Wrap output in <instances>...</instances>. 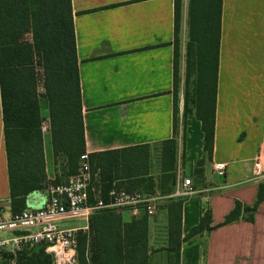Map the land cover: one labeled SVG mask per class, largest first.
<instances>
[{"label":"crops","instance_id":"crops-1","mask_svg":"<svg viewBox=\"0 0 264 264\" xmlns=\"http://www.w3.org/2000/svg\"><path fill=\"white\" fill-rule=\"evenodd\" d=\"M79 77L85 151L98 153L147 145L150 174L159 172L160 144L173 137L174 0H70ZM183 0L181 34L187 20ZM43 154L47 181L54 157L46 104H42ZM177 172L198 191L184 199L181 234L211 214L210 231L186 239L178 264H264V199L249 221L221 225L235 202L252 207L259 186L256 158L264 154V0H222L214 135L211 156L204 157L203 134L194 111L179 114ZM205 158V157H204ZM224 168L220 178L216 171ZM203 184V185H202ZM45 189L26 198L39 208ZM168 200L148 219L147 264H165ZM0 212L10 217L7 161L0 99ZM124 222L133 220L121 211ZM8 236L9 234H4Z\"/></svg>","mask_w":264,"mask_h":264},{"label":"trees","instance_id":"trees-1","mask_svg":"<svg viewBox=\"0 0 264 264\" xmlns=\"http://www.w3.org/2000/svg\"><path fill=\"white\" fill-rule=\"evenodd\" d=\"M222 0H188V48L186 68L195 67L196 97L193 111L203 134L204 157L197 162L200 173L211 156L217 86L218 53ZM182 0L173 5V137L160 144L158 186L150 174V149L147 145L89 153L93 171L106 176L101 196L114 186L126 191L170 195L176 184L179 121L176 111L178 41L181 32ZM29 37L28 39L25 37ZM194 53V54H192ZM0 99L3 137L7 161L10 217L26 208L28 195L48 184L43 154L42 104H46L53 157L62 155L67 174H76L79 158L86 153L81 118V102L75 35L70 0H0ZM183 102L181 118L186 114ZM182 125V122H180ZM93 170V171H92ZM74 173V174H73ZM171 180L168 188L164 187ZM57 183V182H56ZM264 199L259 186L252 207L235 202L221 225L253 213ZM183 200H169L167 209V253L178 264L181 244L203 231H210L211 214L202 211L197 226L186 238L181 234ZM78 264H147L148 217L124 222L121 210H106L89 218L88 233L78 235ZM28 251V250H27ZM30 254L17 252V263L51 264L44 249Z\"/></svg>","mask_w":264,"mask_h":264},{"label":"built area","instance_id":"built-area-1","mask_svg":"<svg viewBox=\"0 0 264 264\" xmlns=\"http://www.w3.org/2000/svg\"><path fill=\"white\" fill-rule=\"evenodd\" d=\"M258 178H264V154L256 158ZM218 177L225 176V169L216 171ZM88 154L79 158L76 174L60 183H48L46 199L39 208H25L7 219L0 212V250L11 253L34 248H43L50 256L51 264H75L78 235L88 233L89 218L106 210L129 211L135 218L151 217L163 200H184L198 193L191 178H176L173 192L168 196L126 191L112 187L106 201L101 191L93 187ZM81 220L83 224L67 223ZM9 234L5 236L4 234Z\"/></svg>","mask_w":264,"mask_h":264},{"label":"rangeland","instance_id":"rangeland-1","mask_svg":"<svg viewBox=\"0 0 264 264\" xmlns=\"http://www.w3.org/2000/svg\"><path fill=\"white\" fill-rule=\"evenodd\" d=\"M186 6L188 4V0H186ZM182 4H183V0H182ZM179 41H178V49H179V57H178V64H177V81H178V85H177V92H176V111H177V120L179 121V114L181 115L182 112V108H183V102L186 101V114L187 113H191L193 111V106H194V101H195V97H196V75H195V67L192 65L190 68L188 67V69L186 68V60H185V53L187 51L188 48V28H187V24H186V28H185V32L184 34H179ZM25 38H29L28 36ZM194 54V53H192ZM179 126L180 123H179ZM176 169H175V173H176V178L178 176V172H177V160H176ZM93 171V170H92ZM54 172V179L51 181V183H60L63 182L64 180H66V178L68 177L67 174V162L65 161V158L62 155H58L57 157H54V165L51 164L50 167V173ZM75 173L77 172V169L74 171ZM74 174V173H73ZM94 174V182H93V187L95 189H99L100 188H104V186H106L105 184L107 180L106 176H103L100 174L99 171H93ZM156 184L158 186H160L161 184V179H160V173H156ZM171 180L167 181L165 186L166 188L169 189L170 185H171ZM203 185V184H202ZM125 190V189H124ZM130 192V191H129ZM1 209V207H0ZM246 216H248V214H246ZM135 219V218H133ZM67 223H77L79 224H83V222L81 220H71V221H67ZM150 251V249H149ZM23 252V250L21 251ZM26 252H28L29 254L31 253L30 250H26ZM19 253V252H18ZM17 252L15 253H11L8 250H0V264H21V263H17L16 259H17ZM174 258L172 256L168 255V259H164L165 264H173ZM78 261H76L75 264Z\"/></svg>","mask_w":264,"mask_h":264}]
</instances>
